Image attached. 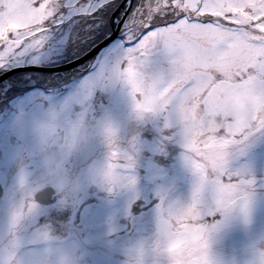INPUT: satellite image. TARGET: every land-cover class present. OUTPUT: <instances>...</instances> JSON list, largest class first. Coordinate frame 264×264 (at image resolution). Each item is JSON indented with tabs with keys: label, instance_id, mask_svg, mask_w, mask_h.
Wrapping results in <instances>:
<instances>
[{
	"label": "snow or ice",
	"instance_id": "1",
	"mask_svg": "<svg viewBox=\"0 0 264 264\" xmlns=\"http://www.w3.org/2000/svg\"><path fill=\"white\" fill-rule=\"evenodd\" d=\"M117 88L138 124L175 129L197 176L187 202L158 192L162 235L194 245L210 191L225 214L237 199L247 214L257 178L230 161L264 137V0H0V102L67 92L88 111ZM124 131L106 138L107 168L134 187L139 132L125 148Z\"/></svg>",
	"mask_w": 264,
	"mask_h": 264
},
{
	"label": "clouds",
	"instance_id": "2",
	"mask_svg": "<svg viewBox=\"0 0 264 264\" xmlns=\"http://www.w3.org/2000/svg\"><path fill=\"white\" fill-rule=\"evenodd\" d=\"M123 93L127 97L126 88ZM108 95L98 91L88 111L67 92L23 109L0 102V264H264V225L242 243V253L214 251L219 227L236 214L247 225L250 214L239 199L225 214L211 191L195 221L206 229L194 245L162 235L156 212L151 232L136 231L130 202L122 211L111 199L133 187L113 184L106 151L82 156L93 142L106 149L110 132L124 128ZM127 100L129 117L137 122ZM161 190L157 186L153 196ZM92 196L107 204L93 222H85L79 213L95 203ZM135 198L132 192L130 200Z\"/></svg>",
	"mask_w": 264,
	"mask_h": 264
},
{
	"label": "rangeland",
	"instance_id": "3",
	"mask_svg": "<svg viewBox=\"0 0 264 264\" xmlns=\"http://www.w3.org/2000/svg\"><path fill=\"white\" fill-rule=\"evenodd\" d=\"M107 103L113 115L126 129L122 132L125 137L121 140L123 147H128L127 137L139 132L133 169L137 182L131 191L121 190L111 199L114 206L122 211L130 202L136 231L146 234L152 231L155 220L153 206L157 198L153 196V190L160 186L166 191L169 200L187 202L197 182V176L184 158L185 149L179 136L172 135L175 129H164L162 120L155 117L146 118L142 124L130 119L127 97L119 88L109 92ZM105 151L103 144L93 142L86 146L82 156L88 157L89 153L100 156ZM230 163L234 168L247 166L255 174L257 186L249 205L250 223L246 225L236 214L226 220L215 233L213 249L221 255L242 253V243L259 226L264 225V137L251 141L247 149L242 154L237 153ZM132 192L136 193L134 200H130ZM89 200L95 203L90 202L79 213L85 222H93L107 204V201H101L98 196H92Z\"/></svg>",
	"mask_w": 264,
	"mask_h": 264
},
{
	"label": "water",
	"instance_id": "4",
	"mask_svg": "<svg viewBox=\"0 0 264 264\" xmlns=\"http://www.w3.org/2000/svg\"><path fill=\"white\" fill-rule=\"evenodd\" d=\"M13 71H15V70H13Z\"/></svg>",
	"mask_w": 264,
	"mask_h": 264
}]
</instances>
